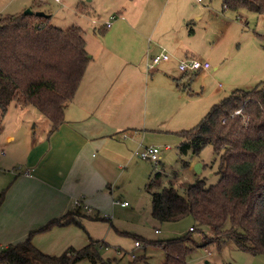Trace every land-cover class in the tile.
I'll return each mask as SVG.
<instances>
[{
    "label": "crops",
    "instance_id": "0c3cea01",
    "mask_svg": "<svg viewBox=\"0 0 264 264\" xmlns=\"http://www.w3.org/2000/svg\"><path fill=\"white\" fill-rule=\"evenodd\" d=\"M25 1L20 3V7H14L18 11L10 14L24 12L29 5ZM175 6L183 14V19L188 18L184 5L177 6L176 2ZM8 8L5 6L1 10ZM37 10L41 9L34 11ZM225 10L228 8L223 3ZM119 14L124 17L123 12ZM155 16L157 10H150L135 16L132 23L124 21L132 30L131 35L122 36V50L133 51L135 56L128 57L123 52L111 54L104 44L99 53L90 55L74 98L65 106L64 123L57 131L49 133L51 122L42 114L34 112L33 118L25 119L24 110L28 106L12 104L16 112L4 119L0 148L4 159L8 160L6 163L12 162L19 167L14 170L15 177L6 187L0 205V249L25 239L32 230L68 213L72 217L71 222L33 234L32 241L36 247L53 256L60 255L70 246L82 248L96 243L102 247L107 244L97 230V226L102 224L106 225L105 234L115 233L116 239L119 236L113 229L116 226L107 222L113 215L105 216V213L115 212L117 205L123 208L131 205L130 202L128 206L117 203L116 200H128H122L113 189L124 174L130 173L131 180L139 182V186L144 184L152 206L151 191H159L156 185L148 187L154 171L143 183V173L138 172L136 164V151L147 145L145 140L149 134L172 131L170 125L173 120L183 113L192 117L206 112L205 107L199 104L200 99H193L192 93L181 89L185 76L198 71L175 74L171 59L161 61L157 64L159 67L148 71L149 60L164 48L174 60L197 57L192 48L177 38L178 29L167 25L165 31V26L159 31L160 23L153 21ZM193 31V28L189 30L190 33ZM165 32L167 37L163 35ZM218 59L216 65L200 70L204 78L213 75V70L220 71L218 64L223 65L225 59ZM245 61L242 63L248 64ZM241 70L246 71L242 68L239 70L241 73ZM250 82L241 85L233 79L228 89L216 88L211 94L218 96L222 90L224 99L239 88L234 86H251ZM230 90L232 92L228 94ZM168 146L165 144L162 149H170ZM198 164V174L203 168L201 161L188 162V169ZM77 197L84 198L93 208L92 212L77 208L73 203ZM77 210L87 216L76 213ZM135 240L131 247L140 248L135 246Z\"/></svg>",
    "mask_w": 264,
    "mask_h": 264
},
{
    "label": "trees",
    "instance_id": "16d2710c",
    "mask_svg": "<svg viewBox=\"0 0 264 264\" xmlns=\"http://www.w3.org/2000/svg\"><path fill=\"white\" fill-rule=\"evenodd\" d=\"M223 3L233 11L248 8L264 13V0ZM89 61L80 26L62 29L51 24L50 16L0 14V133L12 104L34 106L50 120L49 133L57 131ZM178 133L181 154L192 151L198 155L207 145L214 147L220 178L209 185L205 178H198L185 192L173 183L151 191L152 215L160 221L190 215L197 223L213 227L217 237L227 235L239 248L264 254V82L249 90H234L215 103L197 125ZM154 183L152 178L148 187ZM3 199L4 191L0 193V205ZM76 213L87 216L81 210ZM71 221L69 213L52 219L25 239L1 248L0 264H72L82 259L109 264L100 256L96 243L82 248L70 246L58 256L33 243V234ZM227 222L231 227L225 229ZM192 227L190 231L196 228ZM186 241L176 237L149 243L165 250L164 264H187L193 248Z\"/></svg>",
    "mask_w": 264,
    "mask_h": 264
},
{
    "label": "rangeland",
    "instance_id": "374dc122",
    "mask_svg": "<svg viewBox=\"0 0 264 264\" xmlns=\"http://www.w3.org/2000/svg\"><path fill=\"white\" fill-rule=\"evenodd\" d=\"M23 2L24 0L20 2L19 0H0V14L15 13L18 10L14 7H20V3ZM25 2L29 5L23 11L41 9L40 11L52 15L51 24L59 28L80 26L90 55L93 52L99 53L104 44L111 54L123 52L128 57L135 56L133 51L122 50L124 47L122 36L131 35L132 30L124 21L132 23L131 20L138 14L157 10V16L153 18V21L160 23L159 31L162 26H165L163 27L165 31L167 25L178 29L177 38L183 41L184 45L192 48L196 58L207 60L213 66L219 63V57L221 60L225 59L224 66L218 64L220 71L213 70V75L204 78L203 73L198 71L185 76V81L182 79L184 82L181 84V89L189 94L192 93L193 99H200L199 104L205 107L206 112L215 102H219L224 97L222 90L217 94L218 96H214L211 92L216 88L228 89L231 80L234 79L241 85L251 81V86H234L239 87L236 89L244 90L252 89L264 82V13L248 8L223 11L222 0H202L201 2L197 0H27ZM176 2L177 6L184 5L187 8L188 18L183 19V14L178 12V7L175 6ZM5 6L9 8L1 10ZM120 11L123 12L124 17H120L122 16L119 14ZM114 14L119 16L115 20L111 19ZM109 21L113 24L111 27H106ZM189 23L191 25H188ZM192 28L194 31L190 33L189 30ZM163 35L167 37L166 32ZM168 53L172 55L169 51ZM171 57L173 72L178 75L185 73L179 69L181 60H174V57ZM243 61L248 64H243ZM159 66L160 64L157 67ZM146 67L148 71L152 69L148 65ZM242 68L246 71L241 70V73L239 70ZM231 92V90L228 91V94ZM27 108L24 110L25 119L33 118L34 112L42 114L32 105H28ZM14 111L12 105L7 118L13 116ZM205 113L192 117H187L186 113H183V116L173 120L170 125L173 127L172 131L147 136L148 139L145 140L147 145L162 148L163 145L169 144L171 148L161 150L158 163L136 157L138 172L143 173V183L147 181L151 171H154V185L159 191L164 185L173 183L181 192H185L197 178H205L208 185L218 182L219 156L212 145L204 147L198 155L192 151L181 154L179 149L182 138L178 131L181 128L187 129L197 125ZM45 118L48 119L46 116ZM183 124L185 125L182 126ZM5 151L8 153L7 150ZM192 160L203 163V168L198 174L199 170L195 165L188 169L187 163ZM6 161L8 160L4 159L0 148V193L6 191V187L15 177L14 170L19 167ZM131 181V174H124L113 187L117 196L122 200H128L131 205L126 208L117 205L114 208L115 212L105 213V216L113 215L111 220L106 221L114 223L116 228H112L119 236L115 239V233L105 234V224L97 226V230L102 234L101 237L107 241V244L102 247L99 244L98 252L103 259L108 260L109 264H164L165 250L158 244H150L149 241H163L176 237L187 238V244L193 248L187 264H264V254H253L239 248L227 235L217 237L213 227L197 223L190 215L175 221L158 220L151 214V198L144 189V184L139 186V182ZM190 225L195 226V230L190 231ZM82 227L84 228L83 225ZM230 227V222H227L224 228ZM156 229H159V232H156ZM136 236L140 237L142 246L134 250L131 244L133 245ZM133 250L137 254L136 258L131 256L130 252ZM72 264L101 263L82 259Z\"/></svg>",
    "mask_w": 264,
    "mask_h": 264
},
{
    "label": "built area",
    "instance_id": "2783aa9c",
    "mask_svg": "<svg viewBox=\"0 0 264 264\" xmlns=\"http://www.w3.org/2000/svg\"><path fill=\"white\" fill-rule=\"evenodd\" d=\"M198 1H201V0H198ZM116 17H117L116 14H114L111 16V19H115ZM111 24L112 22L109 21L106 23V26L110 27ZM170 57H171L170 54L164 48L159 54L152 57L151 60H149L147 65L149 68L153 69L159 62L169 60ZM210 67H211V64L209 61L199 59L196 57H189L184 60H181L179 64L180 70L184 72H195V71L209 69ZM126 136L127 135L125 134V137ZM161 150L162 148L160 146L145 145L136 151V155L141 159L158 163L160 161ZM26 173H29V172H26ZM116 202L121 204L122 206L129 205V201L116 200ZM73 203L77 208L85 210L86 212H92L93 210V208L82 197L75 198ZM191 229H193V227H191L190 230ZM156 232H159V229H156ZM135 246L136 247L142 246V242L140 240H135ZM130 253H131L132 258L137 257V254L134 251H131Z\"/></svg>",
    "mask_w": 264,
    "mask_h": 264
},
{
    "label": "water",
    "instance_id": "95a60500",
    "mask_svg": "<svg viewBox=\"0 0 264 264\" xmlns=\"http://www.w3.org/2000/svg\"><path fill=\"white\" fill-rule=\"evenodd\" d=\"M24 13H26V14H36V15H39V16H50V14H47L46 12H44V11H40V10H38V11H33V10H31V9H27V10H25L24 11ZM198 166H200V164H198L197 166H196V168L198 169ZM199 170V169H198Z\"/></svg>",
    "mask_w": 264,
    "mask_h": 264
}]
</instances>
